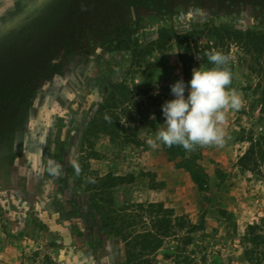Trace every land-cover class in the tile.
Listing matches in <instances>:
<instances>
[{
  "label": "rangeland",
  "instance_id": "1",
  "mask_svg": "<svg viewBox=\"0 0 264 264\" xmlns=\"http://www.w3.org/2000/svg\"><path fill=\"white\" fill-rule=\"evenodd\" d=\"M248 34L264 37V0H0V264H264V56L239 40ZM213 49L230 55L243 105L226 111L223 146L168 153L182 185L197 155L215 178L207 193L153 204L150 123L164 124L171 85L213 67ZM259 137L260 175L236 170ZM110 174L137 180L96 196ZM178 217L196 232L135 243Z\"/></svg>",
  "mask_w": 264,
  "mask_h": 264
},
{
  "label": "clouds",
  "instance_id": "2",
  "mask_svg": "<svg viewBox=\"0 0 264 264\" xmlns=\"http://www.w3.org/2000/svg\"><path fill=\"white\" fill-rule=\"evenodd\" d=\"M205 55L213 67L194 69L188 85L181 79L170 86L175 98L162 105L165 122L147 140L152 149L161 144L169 148L178 145L191 152L197 146L225 144L226 111L239 110L242 95L229 87L233 79L228 67L230 55L216 49ZM47 163L49 172L57 175L61 166L53 160Z\"/></svg>",
  "mask_w": 264,
  "mask_h": 264
},
{
  "label": "trees",
  "instance_id": "3",
  "mask_svg": "<svg viewBox=\"0 0 264 264\" xmlns=\"http://www.w3.org/2000/svg\"><path fill=\"white\" fill-rule=\"evenodd\" d=\"M239 40L246 42L251 52L254 54L256 58L255 60L259 64L260 63L259 61L264 56V37L260 34H248L246 38L239 37ZM177 44H178L177 46H178L180 63L183 66H186L185 52H190L191 48L189 46H186L181 39L178 40ZM9 96L11 97V95ZM106 126L107 124L105 123V127ZM261 139H262L261 137L257 139L251 138L249 142L250 143L249 149L238 160L237 168L242 173H249L251 175H256V176L260 175L258 171L256 156L260 154ZM164 149H165L164 152H166V154L168 155L169 162H176L177 157L185 158V154L188 153V151H185L184 149L181 150L178 149L180 150L178 151L179 155L177 157H174L173 152L168 153L169 147L164 146ZM201 161H202L201 155H197L194 156L193 159L187 161L185 160V162L182 163V166L180 167L190 175V178L193 184L195 185V187L197 188L198 192L200 194H204L209 191L211 179L205 173L203 167L200 165ZM149 174L152 178V183L148 187L149 191H157L165 188V184L160 183L158 177L155 174H151V173ZM136 180L137 178H135L133 175H129L127 177H115L110 174L103 178L96 177V185H93L92 190L98 191L96 196L101 198L104 196V194L101 195L99 193L115 188L118 185L135 183ZM128 218H132V217L126 214L125 212H121L118 219L122 222H125L126 219ZM151 228H152L151 231L137 235L135 239L136 241L135 243L139 244L140 247H142V249L146 246L151 247L154 244L153 243L154 238L168 239L177 236L178 233L181 232H186V235H192L197 230V227L193 225L186 217H178L174 220L160 219L152 223ZM245 239L247 241L248 238L247 237L245 238L244 236V240Z\"/></svg>",
  "mask_w": 264,
  "mask_h": 264
},
{
  "label": "crops",
  "instance_id": "4",
  "mask_svg": "<svg viewBox=\"0 0 264 264\" xmlns=\"http://www.w3.org/2000/svg\"><path fill=\"white\" fill-rule=\"evenodd\" d=\"M161 125L162 122L160 117L155 118V121L150 123L151 127L147 133L148 136L154 137L155 132L161 127ZM213 160L216 161L217 159L213 158ZM143 161L147 163L149 168H151V172L158 177L159 182L165 184V188L161 190H148L146 194V200H149V202L155 204L158 203L159 200H163L168 196L176 201H181L187 198V196L195 194L194 190H196V187L193 184L190 175L186 172V183L185 185H182L180 180V176L182 174L180 172L183 171H179L177 169L175 162H169L165 158V154L161 153L160 149H152L151 147L146 149L143 153ZM142 165L145 166L144 163H142ZM236 170H238V168ZM208 176L210 177L211 181L214 180L213 178H215L210 174ZM187 191L189 193H186ZM153 199L154 201H152Z\"/></svg>",
  "mask_w": 264,
  "mask_h": 264
}]
</instances>
